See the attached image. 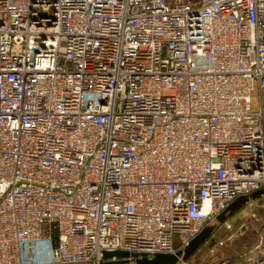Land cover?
I'll return each instance as SVG.
<instances>
[{"label":"built area","instance_id":"obj_1","mask_svg":"<svg viewBox=\"0 0 264 264\" xmlns=\"http://www.w3.org/2000/svg\"><path fill=\"white\" fill-rule=\"evenodd\" d=\"M263 188L264 0H0V264L177 255Z\"/></svg>","mask_w":264,"mask_h":264},{"label":"rangeland","instance_id":"obj_2","mask_svg":"<svg viewBox=\"0 0 264 264\" xmlns=\"http://www.w3.org/2000/svg\"><path fill=\"white\" fill-rule=\"evenodd\" d=\"M262 191L264 192V188ZM240 201L241 207L238 211L234 210L235 213L238 212L234 218L230 219L229 213L222 214L225 220H230L228 223L232 228L227 229V223L223 225L225 228L216 232L220 224L215 222L209 225L213 240L210 239L191 261L195 264L202 261H210L212 264H248L254 254L264 253V199L250 206L246 205V198L242 197ZM248 256L250 257L245 261ZM261 264H264V259Z\"/></svg>","mask_w":264,"mask_h":264},{"label":"water","instance_id":"obj_3","mask_svg":"<svg viewBox=\"0 0 264 264\" xmlns=\"http://www.w3.org/2000/svg\"><path fill=\"white\" fill-rule=\"evenodd\" d=\"M264 198V192L261 190L251 198H246V205L250 202H256L260 199ZM241 207L240 199L233 203L227 210L226 213H229V218H234L237 213L234 210L238 211ZM230 221V220H228ZM217 222L219 224H223L227 222L225 217L221 215ZM213 236L210 235L209 229H205L200 235H198L183 251V253H179L177 255L170 254H157L153 259H149L147 255H138V254H130L128 252L116 251V252H105L104 258L110 260L112 258H133L135 259L137 264H178L179 262L188 263L191 261L193 257H196L198 253L204 248V246L208 243Z\"/></svg>","mask_w":264,"mask_h":264},{"label":"bare ground","instance_id":"obj_4","mask_svg":"<svg viewBox=\"0 0 264 264\" xmlns=\"http://www.w3.org/2000/svg\"><path fill=\"white\" fill-rule=\"evenodd\" d=\"M264 258V253H258L257 255L254 254L248 261V264H256L260 262Z\"/></svg>","mask_w":264,"mask_h":264},{"label":"crops","instance_id":"obj_5","mask_svg":"<svg viewBox=\"0 0 264 264\" xmlns=\"http://www.w3.org/2000/svg\"><path fill=\"white\" fill-rule=\"evenodd\" d=\"M264 199V198H263ZM257 202H254V205L256 204ZM249 206V205H248ZM230 223V222H229ZM250 256H248L247 258H245V261L249 258ZM244 261V262H245Z\"/></svg>","mask_w":264,"mask_h":264},{"label":"trees","instance_id":"obj_6","mask_svg":"<svg viewBox=\"0 0 264 264\" xmlns=\"http://www.w3.org/2000/svg\"><path fill=\"white\" fill-rule=\"evenodd\" d=\"M211 240H213V239H211Z\"/></svg>","mask_w":264,"mask_h":264}]
</instances>
